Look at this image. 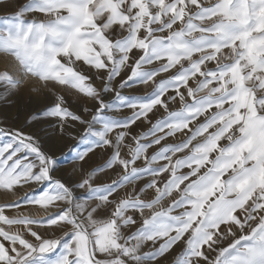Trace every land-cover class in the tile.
Returning <instances> with one entry per match:
<instances>
[{
  "label": "snow or ice",
  "instance_id": "obj_1",
  "mask_svg": "<svg viewBox=\"0 0 264 264\" xmlns=\"http://www.w3.org/2000/svg\"><path fill=\"white\" fill-rule=\"evenodd\" d=\"M0 57V264H264V0H0Z\"/></svg>",
  "mask_w": 264,
  "mask_h": 264
},
{
  "label": "rangeland",
  "instance_id": "obj_2",
  "mask_svg": "<svg viewBox=\"0 0 264 264\" xmlns=\"http://www.w3.org/2000/svg\"><path fill=\"white\" fill-rule=\"evenodd\" d=\"M4 63H5L4 59L2 57H0V69H2L4 67ZM141 91H144V89H141ZM75 102H76L75 97H73L72 103H75ZM14 103L16 104V107H14L11 110L12 115L13 116L18 115L19 125L25 126V124H26L25 116L28 113V111L31 108L42 106L43 104L48 103V100L45 99L42 94L30 92L28 88L24 87L21 89V91L19 93V97L16 101H14ZM25 130H27L26 127H25ZM60 147L61 146H59V145L56 146V154H57V157L59 159V163L65 169H68L70 167V165L66 162L65 157L60 155V151H59ZM0 198H6V197H0Z\"/></svg>",
  "mask_w": 264,
  "mask_h": 264
},
{
  "label": "crops",
  "instance_id": "obj_3",
  "mask_svg": "<svg viewBox=\"0 0 264 264\" xmlns=\"http://www.w3.org/2000/svg\"><path fill=\"white\" fill-rule=\"evenodd\" d=\"M12 2H13V4H15L16 3V0H12ZM19 2H24V0H19Z\"/></svg>",
  "mask_w": 264,
  "mask_h": 264
}]
</instances>
